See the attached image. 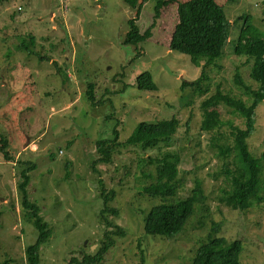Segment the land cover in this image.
<instances>
[{"label": "rangeland", "instance_id": "rangeland-1", "mask_svg": "<svg viewBox=\"0 0 264 264\" xmlns=\"http://www.w3.org/2000/svg\"><path fill=\"white\" fill-rule=\"evenodd\" d=\"M155 1L143 4L136 24L141 33L150 27L151 35L136 46L123 45L126 23L135 11L122 0L0 2V133L10 155L5 160L0 153V260L25 264L23 249L37 237V230L23 218L18 187L19 172L27 167L20 161H29L35 167L28 172L27 199L51 230L40 247L39 264H67L70 256L81 258L97 249L105 229L98 221L102 181L115 191L109 206L117 213H107V219L125 232L114 235V245L98 264H141V258L142 264H189L195 248L215 227L217 235L240 240L241 264H264V202L244 211L218 202L222 175L217 146L200 129L201 101L217 85L246 98L233 80L235 70L246 83L257 85L248 75L250 62L233 55L229 43L204 68L208 58L193 61L171 49L175 3L160 9L153 21ZM215 1L230 23L229 39L236 37L237 18L243 15L264 34L262 0ZM202 69L208 76L202 82L207 90L180 85L198 78ZM145 70L151 72L154 89L135 83ZM87 81L94 83L99 100L93 107L85 97ZM225 108L216 106L222 121L218 132L223 134L229 130L228 121L241 127V119ZM170 117L177 126L168 141L146 150L119 145L109 163L89 166L97 156L94 140L112 137L114 127L124 142L139 122ZM247 142L253 156L264 151V98ZM166 153L178 159V198L189 193L195 179L201 180L206 195L204 206H194L183 230L171 237L143 230L145 215L158 203L141 190L151 181L153 165L148 159Z\"/></svg>", "mask_w": 264, "mask_h": 264}, {"label": "trees", "instance_id": "trees-1", "mask_svg": "<svg viewBox=\"0 0 264 264\" xmlns=\"http://www.w3.org/2000/svg\"><path fill=\"white\" fill-rule=\"evenodd\" d=\"M8 0H0V2ZM127 7L135 11L134 17L127 21V32L124 35L123 45H138L150 38V27L140 32L137 21L140 17L143 4L148 0H122ZM175 3L176 23L169 38V47L187 54L193 61L205 57L209 61L203 68L213 63L222 54L223 46L231 44V53L235 56H244L250 62L248 75L257 82V85L246 83L234 72V82L244 90L246 98L220 86L216 91L201 101L202 119L201 131L209 134V138L217 146V158L220 162L218 172L222 175L218 202L237 211L248 210L255 204L264 202L261 195L264 189L262 179L264 151L260 156H253L248 147L247 138L254 132L255 111L264 98V34L253 26L250 16H241L238 33L234 39H229V21L226 20L222 7L215 0H156L153 7V21L159 17L160 9L168 4ZM264 21V0H262ZM22 47V44L20 45ZM23 47H25L23 45ZM207 74L202 69L200 76L192 81L182 80L180 85L190 84L196 91L203 92ZM135 83L138 88L154 89L156 87L148 70L137 74ZM85 97L90 106H95L99 100L95 98L94 83L87 81ZM222 105L233 117L241 119V127L228 121L227 134L219 133L222 125L221 117L216 106ZM112 114H106L111 119ZM115 122V121H114ZM113 122V123H114ZM115 125V123L113 124ZM177 120L174 117L160 119L154 122H139L131 134L123 141L118 140L119 130L114 127L112 137H98L94 140V150L97 156L90 162L93 169L95 163L107 164L111 161L112 153L119 145H130L142 150L151 148L161 141H168L174 133ZM7 139L0 133V153L5 160L10 159ZM153 165L151 181L141 187L142 193L150 199H157L144 217L143 230L148 235L171 237L182 231L184 224L194 214V206H204V194L201 180L195 179L192 187L184 198H178L176 192L182 181L178 177V159L166 153L162 157L149 158ZM27 167L19 172L21 206L25 213L23 218L37 230V237L30 244L25 245V264H39V250L51 235V230L42 217L36 205L27 199L26 185L28 172L35 167L29 161H20ZM98 188L99 198L103 208L98 211V221L104 223L103 239L97 249L87 252L81 258L70 256L67 264H98L103 260L106 252L114 245L116 236H123L124 229L107 219L106 214L116 215L117 211L110 208L115 198L114 189L107 190L102 184ZM114 227V229H108ZM241 242L238 239H227L217 235V228H213L205 241L195 248L189 264H241L239 254ZM143 258H141V264ZM0 264H10V259H1Z\"/></svg>", "mask_w": 264, "mask_h": 264}]
</instances>
